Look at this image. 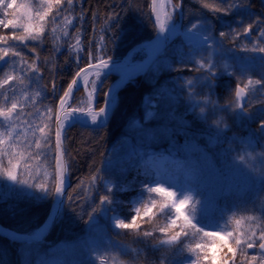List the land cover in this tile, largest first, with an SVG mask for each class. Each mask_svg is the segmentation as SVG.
<instances>
[{"label": "trees", "instance_id": "obj_1", "mask_svg": "<svg viewBox=\"0 0 264 264\" xmlns=\"http://www.w3.org/2000/svg\"><path fill=\"white\" fill-rule=\"evenodd\" d=\"M66 3L67 0H63L62 7ZM205 3L210 6L217 3H232L234 7L228 13H217L211 11L210 8H205L203 6ZM73 4L75 5L73 8L75 19L73 37L71 40L65 41L60 50L57 49L54 37L53 17H56L58 7L55 3L51 4L52 11L43 23L44 32L41 39L29 40L26 45L11 39L8 40L10 48L22 52L29 63L35 61V66L39 68V71L32 72L26 68L21 70L17 76L18 79L14 81L15 85H18V89L5 95L7 100L0 91V104H10L15 98L18 108L23 107L24 109L20 121L27 120L33 126L28 129L26 139L22 137L25 139V143L31 142L33 139H41L43 145L44 134L39 133L38 128L48 125L49 127H45V134L49 132V128L52 129L50 147L37 150L34 146L25 149L21 145L14 150L16 155L12 159L15 163L20 160L21 173L30 184L41 176V169L45 168L52 173L50 188L54 182L53 178L56 176L54 131L56 115L61 105L59 100L63 92L68 90L72 79L76 78L75 74L81 68L89 66L87 54L89 47L94 48L97 43H102L105 46V59L111 56L112 64H114L123 61L133 50L146 42L153 41L157 36V29L152 20V0H74ZM46 8L44 6L43 10ZM112 13L119 14L118 24L109 20ZM182 13L184 31L192 23H203L210 26L208 35L214 39L218 38L226 47L233 49L239 45L240 41L232 40L234 37L232 35L221 38L219 33L221 31L225 33H231L233 30L242 31L243 27L241 28L238 23L242 17H244L242 26L246 27L249 23L255 25L251 31L254 35L256 30L259 29L257 32H260L261 29H264V23H256L258 20L264 21V0H183ZM9 19H15L13 14L9 16ZM13 31L11 27L4 29L2 26L0 35L11 37ZM15 33L23 35L20 28L15 29ZM77 36L81 38V44L84 47L80 63H77L74 54V41ZM101 36L105 37L103 42L100 41ZM241 37V39L245 38L242 35ZM32 49H35V52ZM197 51L198 49L192 44L179 38L165 56L173 53L170 69L157 75L152 71L145 78L126 87L120 95L119 105L107 128L95 130L75 126L68 132L66 143L70 163L71 190L64 213L48 238V243L59 244L73 240L76 236L88 234L90 226L95 221L105 220L104 210H108L109 214H118L120 219L130 223L131 217L136 215L135 208H140L137 218L139 228L120 229L113 233L115 243L126 249L125 255L121 258L123 264H161V259H163V264H190V261L196 256L188 249L189 247L195 248L197 243L205 245L204 249L197 250L201 257L199 264H211L212 253L209 246L213 244L216 245L217 264H223L225 259L229 264H248L253 254L248 252V248L237 246L235 239L239 236L236 221L242 220L245 214L253 216L257 212L256 206L251 201L246 209L238 202H234L233 205L228 204L227 212L223 208L219 209L214 222L200 221L197 214V199L190 209L181 210L190 218L194 216L193 222L198 223V226H203L207 232H231L232 236L225 238L231 247L237 249L234 258L218 238L214 240L212 237H205L202 233L193 235L191 234L194 233L192 229H189L190 236L182 238L181 243L161 246L158 244L160 239H167L179 229L169 228L168 236L162 235L159 231L161 227L167 225V218L163 213L168 209H164L163 205H171L175 196L169 198L160 193H148L144 189L145 183L156 187L153 185L154 171L147 157L148 151L152 147L148 146L145 156L137 155L115 169L108 166L112 160L111 150L118 149L125 140H136L137 135L144 130L161 128L159 130L169 134V138L162 139L160 147L154 148L157 152H161L164 148L169 152L170 142H176L177 145L182 146L183 142L196 140V135H203L209 128V124L203 118H197V113L189 110V105L183 99L172 107L173 119L155 120L162 110V103L169 94L173 93L174 95L179 90V86L184 85L185 79L192 80L205 73L202 69L197 71L198 67L195 62ZM92 63L95 64V61ZM20 66L22 68V65ZM5 71L6 69L1 70L0 68V74ZM20 79L24 80L23 84L20 83ZM116 80L117 78L110 77L103 90L107 91L108 86L113 85ZM53 81L56 85L55 92L52 91ZM15 85L12 84V86ZM237 85L244 86L245 82L236 76L227 75L217 79L216 94H218L221 104L225 105L235 99ZM37 92L41 94L39 97L35 96ZM82 94L83 91L78 94V98ZM100 98L102 99V94ZM152 102L158 104L157 109L149 107ZM262 105L251 106L248 110L249 112L257 111L256 107L259 109ZM49 107L53 109L50 118L47 113ZM150 109L154 113L151 116ZM257 116L254 122L249 125H240L233 121V117L228 119L231 127L228 134L229 139L231 138L232 142H235L234 137L238 136L246 139L248 129L260 132L259 121L264 116L260 114ZM172 122L174 123L169 126L168 124ZM193 126H197L199 132ZM4 127L5 122L0 119V130ZM27 127L26 125L25 128ZM217 128L219 131L220 127ZM34 132L35 135H33ZM37 152H39V158H32ZM173 155L180 160V165L184 166V169L192 172L201 169V160L189 159L181 149L175 150ZM3 165L4 168L9 166L6 157L3 160ZM94 175L97 176V179L90 184V179ZM105 182H108L109 186L106 187ZM0 184L3 185L0 188V224L22 234H33L38 231L52 211L55 196L49 194L43 199H37L36 194L24 193L19 187L14 190L9 189L8 184L2 179V175H0ZM109 187L113 189L111 193L107 191ZM106 194L111 196L113 203L101 206L99 197ZM94 207L101 208V210L96 212L90 220L89 213ZM149 207L152 211L145 215V208ZM171 211L174 213L175 210L171 209ZM177 223L181 224L183 220L181 219ZM146 231L152 232L153 235L144 237L143 233ZM21 247V245L0 237V264H22ZM46 247H48L47 244L44 248ZM205 254L209 255L208 261L203 260Z\"/></svg>", "mask_w": 264, "mask_h": 264}, {"label": "rangeland", "instance_id": "obj_2", "mask_svg": "<svg viewBox=\"0 0 264 264\" xmlns=\"http://www.w3.org/2000/svg\"><path fill=\"white\" fill-rule=\"evenodd\" d=\"M21 4L29 5V10L33 16H35L37 10L43 11L44 6L48 7L46 0H17L16 7ZM16 7L8 9L7 16L3 14L4 10L0 9V19L8 20L9 16L13 13H15L13 15L15 19L16 17L23 18V10L17 11ZM74 7V4L71 7L67 3L64 4L63 8L65 10L63 13L56 15L54 18V37L58 50L62 48L65 41L71 40L73 37L75 29ZM179 11L173 13L174 24L176 25L181 24ZM168 12H171V7ZM65 16L72 20L71 25L66 26L64 24ZM33 23L38 22L33 21ZM238 23L241 28H244L242 26V24L244 25V17ZM205 26L210 28L208 25ZM258 30H256L255 35L253 32L247 35L242 34V36H245L244 39H241V35L238 38L233 37L232 40L240 41L239 45L234 49L226 47L218 38H213L203 45H198L196 42L192 43L198 49L195 57L196 61H207L210 59L216 66V75L212 79L213 87L212 89L207 87L205 81L207 73L202 69L205 73L191 80L194 82L192 89H189L187 84L189 79H185L183 81L184 85H180L179 90L174 95L173 93L168 95L167 99L162 103L160 114L155 117V120L162 119L164 121L173 119L172 112L174 111L172 107L183 99L189 105V110L197 113V118H203L209 124V128L206 129L203 135H196V140L183 142L182 146L177 145L176 142H170L169 152H166L165 148L161 152H157L154 148L160 147L162 139L169 138V134H165V132L159 130L161 128L144 130L137 135L138 140H125L118 149L112 150V160L108 163L111 169H115L137 155H140V157L145 155L148 146L152 147L148 151V157H151V159H148L155 172L153 183L155 185L159 183L164 188L176 193V200L183 199L185 195H190L192 199L181 206V210L189 209L194 200L197 199V214L202 222H214L219 209L223 208L227 212L228 204L233 205L237 201L243 203L248 198L254 196L263 211L260 209L261 212L253 214V216L258 217V221H250L248 217L251 216H247L242 218L240 223L237 224L239 236L242 240L246 239L247 234H249L250 226L256 223L264 224V178H262L264 177V157L260 155L264 153V133L250 131L246 128L248 129V137L246 139H242L240 136L234 137L235 142H232V139L230 138V140L228 136L231 127L230 124L226 123V119L233 117L234 122L240 125H249L254 122L258 114L264 116V86L252 85L246 89L250 97L249 107L263 104L259 109L256 107L257 111L249 112L250 118L249 116H242L239 113H233L231 110L222 107L224 105L221 104L218 94H216V87L217 79L225 75L236 76L245 83L248 79H252L253 81L257 79L264 80V53L250 51L258 42L264 44V38H260ZM65 31L67 35L64 34ZM209 44L212 47H208ZM2 45L0 44V47ZM74 45V54L76 58L79 57L78 63H80L84 47L81 44L77 45L76 39ZM245 48L249 49V51H245ZM77 49L82 50L78 51ZM171 56H173V53L164 57L155 65L153 70L155 75L170 69ZM149 57L148 48L140 47L131 54L129 65L130 67L132 65L133 67L138 66ZM17 60L18 58L11 56L6 58V62H0L1 70L6 69L5 72H9L14 77H17L22 69ZM196 65L199 67L197 63ZM5 72L0 74V79H3ZM253 75L256 76L253 77ZM96 79L95 73L87 80L93 81ZM106 80L107 77L103 79V86ZM14 81L10 82V87L6 85L0 89L2 96L7 95L14 89H18V85H15ZM12 84L15 86H12ZM253 88L254 90H252ZM82 91L83 94L77 99L74 107L88 110L90 87L85 89L83 86ZM189 91L194 93L192 97L189 96ZM184 95L186 97H183ZM205 96H209L216 106L201 103L200 106L205 108V112L201 114L200 107L194 108V104L195 101H203ZM99 99L101 98L99 97ZM98 106L94 105L93 109ZM149 107L157 109L158 104L152 102L149 104ZM149 114L150 116L154 114L152 109L149 110ZM173 123H169L168 125L171 126ZM26 125L20 124L24 128ZM164 127L166 126L164 125ZM193 127L199 132L197 126ZM217 127H220L219 131ZM178 149H181L189 159L201 160V169L193 172L184 169V166L180 165V160L175 159L173 155L174 151ZM241 156L244 157L243 161L239 159ZM6 158L8 160V157ZM12 164L16 166L15 171L18 179L25 180L24 175L21 173L20 160L16 163L12 160ZM8 168L3 167L1 170L6 171ZM52 177V173L43 168L41 169V176L34 179V182H44L50 188ZM2 179L8 184L9 189L14 190L19 187L24 193H29V195L34 193V190L27 188L25 185L14 184L9 181L6 175H2ZM105 186H109L108 182H105ZM2 187L3 185L0 184V188ZM103 213L105 220L95 221L91 225L92 227H90L88 234L76 236L73 240L64 241L59 244L47 243L48 247L46 248L33 246L24 248L23 255L26 264H123L121 258L125 255L126 249L115 243L112 237L114 232L120 230L115 227V219L119 218V216L118 214H109L108 210H104ZM256 230L258 235L259 229L257 228ZM242 233L244 235H241ZM241 246L246 247V244H242ZM256 249L257 247L252 248L253 251H256ZM256 256L259 258V254Z\"/></svg>", "mask_w": 264, "mask_h": 264}, {"label": "snow or ice", "instance_id": "obj_3", "mask_svg": "<svg viewBox=\"0 0 264 264\" xmlns=\"http://www.w3.org/2000/svg\"><path fill=\"white\" fill-rule=\"evenodd\" d=\"M74 0H67V5L71 7L73 5ZM46 3L48 7L43 10L39 11L37 10L35 12V16H33L29 10V5L21 4L18 7L17 6V0H0V9H3V14L5 16L8 15V9H13L16 7L17 11L23 10V18L16 17V19H0V26H3L4 29H8L11 27L14 31L11 35V37H6L4 35H0V44H3V47H0V62H6V58L8 57H16L18 58L17 63L22 65V71L26 68L28 71L32 72H38L39 68L35 66V61L32 63H29V61L24 57L23 53L11 49L8 45V40H14L18 41L20 44H27V41H37L38 39L42 38L44 28L43 23L46 21V18L49 17L52 9L51 4L55 3L57 5V12L56 15H61L63 11L65 10L62 7L63 0H46ZM157 0H152V13L155 14L156 20H155V26L157 28V35L158 37L161 34L168 33V32H175V24L173 20V13L178 12L182 8L183 0H175V3H173V0H166V3L171 6V12L165 11L164 15L167 18V21L169 23H163L160 19V12L157 11L156 8ZM205 8H210L211 11L214 12H224L228 13L234 5L232 3H217L213 5H209L205 3L203 5ZM15 15V13H13ZM54 19V17H53ZM110 21H115L117 24L119 22V14L118 13H112L109 16ZM19 21V23H18ZM33 21H37L38 23H33ZM257 24L264 23V21H257ZM64 24L66 26H69L72 24V20L69 19L67 16L64 17ZM255 27L253 23H249L246 27L242 29V31H236L233 30L231 33H225L221 31L219 33L221 38H227L229 35H232L236 38H238L240 35H247L249 34L252 29ZM20 28L23 31V35H17L15 33V29ZM79 31V29H77ZM210 31L209 28L205 26V24L197 22L192 23L189 28L186 29L184 35L187 36H193L195 35L198 38V45L206 44L209 40H212L213 38L208 35L207 33ZM67 35V32L64 33ZM167 38V37H165ZM260 38H264V29L260 30ZM105 40L104 36L100 37V41L103 42ZM76 43L77 45L80 44V38L79 36L76 37ZM89 44L91 45L92 42L90 41ZM70 47H73L70 45ZM208 47H212V45H208ZM33 52H35V49H32ZM78 51L82 49H77ZM245 51H249V49L245 48ZM250 51L252 52H258V53H264V44L257 43L255 44ZM88 60H89V66L95 67L98 69L96 76L97 79L93 81H88L86 78H81V81H78L76 78H73L71 83L68 85V90H65L63 92V95L60 97L59 103L61 105L67 104L68 99H72V90L73 86H76L79 88L82 84V86L85 87V89H88L90 87L89 92V105H88V113L87 115H90L91 122L93 125L97 127H103L105 121L108 118L110 110L114 108V106L118 103V97L115 94L116 90L114 91V86L109 85L108 90H103V79L106 78L110 72L103 71L104 69H110V65L112 64V58L111 56H108L105 59V46L102 43H97L95 47H89L88 49ZM77 63L79 62V57L76 58ZM95 61V64L92 62ZM196 63L199 65L197 68V71H200L201 69L205 70L207 75L205 77L206 85L209 89H212V79L215 77V64L211 62V60L207 61H196ZM84 69L81 68L80 71H78L75 76L80 77V73L83 72ZM15 79H18V77H14L11 73L5 72L3 79H0V89L4 88L6 85L11 86L10 82H13ZM20 83H24L23 79H20ZM187 84L189 86V89L193 88L194 82L189 80L187 81ZM256 85V86H264V80H255L248 79L245 83L244 87H240L237 85L235 90V99L233 101H230L228 104L222 106L224 108H227L231 110L233 113H239L242 116H249V110L245 106L246 101L245 97L249 94L246 89L249 88V86ZM56 85L55 81L52 83V91L55 92ZM254 90V88L252 89ZM102 94V99H99ZM41 94L40 92L35 93L36 97H39ZM194 93L192 91H189V96L192 97ZM5 99L7 100V96H5ZM34 102V101H33ZM201 103L203 104H212L215 105V102L211 101L209 96H205L203 98V101H195L194 108L200 107V113L203 114L205 112V108L200 106ZM94 105H100L95 108V111H93ZM68 108V115L67 120L68 122L65 124L62 121V118L57 114L56 115V127H55V171L56 176L53 178L54 182L49 188V186L41 181H37L34 183L29 184L26 180L18 179L17 173L15 171L16 166L12 164V159L15 158V152L14 150L18 147L23 145L25 149L32 148L33 146L37 150H42L43 148H48L51 146V132L52 129L49 128V133L45 134V127H49L48 125H45L43 127H39L38 131L43 135L44 143L42 145L41 139H33L31 142L25 143V139L27 136L28 129H31L33 126L32 124L25 120L23 122L20 121V117L24 112L23 107L18 108V102L15 98L12 99L10 104L4 105L0 104V119H2L5 122V127L0 130V169H3V160L5 157H8V163L10 167L6 171L0 170V175H6L7 179L14 184H21L25 185L27 188L34 190V194H36L37 199H43L45 196L52 194L54 196H63V185L65 182L64 173L66 172V164L62 160V157L66 155V149L63 148V141L65 139V128L71 126L73 122H80V118L84 117V122H86L87 117L85 116L84 112L79 107H72L70 104L67 105ZM53 109L51 107L47 108V113L50 115L52 114ZM31 115V113H29ZM250 118V116H249ZM27 124V128L21 127L20 124ZM259 131L261 133H264V118H261L259 121ZM35 135V132L33 133ZM25 138V139H22ZM262 157H264V153L260 154ZM32 158H39V152L36 153L35 156ZM151 159V157H149ZM241 161L244 160V157H239ZM264 178V177H262ZM97 179V176L94 175L90 179V184L92 182H95ZM144 189L148 193H160L163 194L165 197H174L176 193H174L171 190H168L164 188L159 183L156 184V187H151L149 184L145 183ZM109 193L113 191L111 187L107 189ZM192 199L190 195H185L183 199H173L171 202V205L165 204L163 205L164 209H168V211L164 212L163 214L167 218V225L165 227H161L159 229L160 233L164 236H168V229L169 228H178L179 230L175 232L174 235H171L167 239H160L158 241V244L163 245H173V244H179L182 241V238H188L190 236L189 229L194 230V233H191L193 235L197 234H203L205 237H212L214 240L218 238L220 241L223 242L224 247L227 248V252L231 253L233 258L236 256L237 249L231 247L227 240L226 236L230 237L232 236L231 232L227 233H221L219 231H211L207 232L204 230L203 226H198V223L193 222L195 220V217L192 216L190 218L189 215H185L181 211V206H183L188 200ZM69 200H71V197H69ZM100 205L103 206L105 204H112V198L110 195H102L99 197ZM155 202L153 201V204ZM63 206V200H58L57 204L55 206L54 211L59 214L60 210ZM171 209H174V213L171 211ZM101 208H93L92 212L89 213V219L91 220L93 218V215L100 211ZM152 209L145 208V215L151 213ZM136 215H133L131 217V222L126 223L123 219L116 218L115 219V227L119 229H133V228H139V225L137 224V218L140 213V208H135ZM55 219V217H52ZM183 220V223L178 224L177 221ZM250 221H258V217L251 216L248 217ZM237 224L240 223L239 220L236 221ZM259 229V234L257 235V230ZM144 237H151L153 235L152 232L146 231L143 233ZM241 235H244L243 233ZM257 241L259 243L257 244ZM235 243L237 246H240L242 244H246V248L251 249L254 247H258L259 249V258L257 256H252L250 260L248 261V264H264V224L262 223H256L252 226H250V232L247 234L246 239L242 240L239 236L235 239ZM205 245L201 243H197L195 245V248L189 247V251L193 252L196 256L195 259L190 261V264H199L200 262V254L197 252L198 249L202 250L204 249ZM216 245L213 244L209 246V250L211 251V264H217V256L215 252ZM246 254V253H245ZM204 261L209 260V255L205 254L203 256ZM161 264H163V259H161ZM223 264H229L228 260L225 259L223 261Z\"/></svg>", "mask_w": 264, "mask_h": 264}, {"label": "water", "instance_id": "obj_4", "mask_svg": "<svg viewBox=\"0 0 264 264\" xmlns=\"http://www.w3.org/2000/svg\"><path fill=\"white\" fill-rule=\"evenodd\" d=\"M156 8L157 11L160 12V19L161 22L163 23H167L166 22V18L162 16V6H161V0H157L156 3ZM152 18H153V22L155 24V20H156V16L154 13H152ZM158 31V30H157ZM184 36V35H181ZM167 37V38H165ZM157 41L159 42V48L157 50V52L155 54H153V56H151V58H149L146 62H144L143 64H141L140 66L131 69V70H127L124 71L126 69V67H124L123 65L119 66V65H110V69H104L103 71L105 72H110L109 76H115L120 78L117 87H116V92L115 94L118 97V103H119V98H120V94L122 93V91L131 83H134L136 80L145 77L153 68V66L155 65V63L165 54V52L168 50V48L171 46L172 44V40L170 39V36L168 33H164L161 34L159 37L157 35ZM98 69L95 67H87L84 69L83 72L80 73V77H77L76 79L78 81H81V78H84L87 74L92 73V72H97ZM81 86L79 88H77L76 86H73V90H72V99H68L67 100V104L62 105L58 115L62 118L63 123H67V115H68V108L67 105L70 104L72 107L75 104L76 101V97L78 95V92L80 91ZM248 95L245 97V101H246V107H247V103H248ZM118 103L114 106V108L112 110H110L109 115H108V120L105 121L104 126L103 127H97L93 124H90L88 122H84V120H82L80 118V122H73L71 124V126L66 127L65 128V139L63 141V148L66 149V155H64L62 157V160L65 162L66 164V172L64 173V177H65V182L63 185V192L64 195L63 196H55V200H54V204H53V208L52 211L47 219V221L45 222V224L43 225V227L34 235H26V234H20L18 232H15L3 225L0 224V236L12 241L13 243H17V244H22V245H26V244H36V245H44L47 241V239L49 238L50 234L52 233L53 229L55 228L60 216L62 215L64 208L66 206L67 200H68V195L71 189V179H70V165H69V161H68V153H67V146H66V136L67 133L70 129H72L74 126H80L83 128H87V129H103L106 128L111 119L112 116L114 114V111L116 110V107L118 105ZM58 200H63V206L62 209L60 210L59 214H57L54 209L55 206L57 204ZM52 217H55V219H53Z\"/></svg>", "mask_w": 264, "mask_h": 264}, {"label": "bare ground", "instance_id": "obj_5", "mask_svg": "<svg viewBox=\"0 0 264 264\" xmlns=\"http://www.w3.org/2000/svg\"><path fill=\"white\" fill-rule=\"evenodd\" d=\"M161 6H162V15H163V17L166 18V16L164 15V12H165V11H168L169 8H170L171 6L168 5V4L166 3V0H161ZM168 33L170 34V36H171L172 38H176V37L179 36L180 33H181L180 25H176V24H175V32H173V33H172V32H168ZM188 39H190V40L193 41V42L198 43V38H197L195 35H193V36H188ZM145 47L148 48L149 54H150V56H151L153 53H155V52L157 51V49H158V43H151V44L146 45ZM130 61H131V60H129L128 63H130ZM130 68H133V65H132V67H130ZM93 74H94V73H90V74L86 75L85 78L88 79V78H90ZM115 88H116V85H114V91H115ZM82 111L84 112L85 116L87 117V120H86V121L92 123V122H91V117H90V115H87L88 110H82ZM93 111H95V110L93 109ZM81 119L84 120V117H81Z\"/></svg>", "mask_w": 264, "mask_h": 264}]
</instances>
